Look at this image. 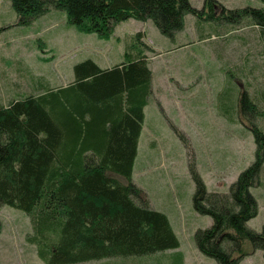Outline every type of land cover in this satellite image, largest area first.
<instances>
[{"label": "trees", "instance_id": "16d2710c", "mask_svg": "<svg viewBox=\"0 0 264 264\" xmlns=\"http://www.w3.org/2000/svg\"><path fill=\"white\" fill-rule=\"evenodd\" d=\"M10 1L17 25L62 9L88 33L109 36L117 24L135 19L152 21L173 38L185 28L187 15L201 23L207 14L206 21L212 23L254 25L264 43V6L223 7L215 16L216 0H205L201 10L190 0ZM148 48L138 32L126 44L125 59L116 65L102 68L87 59L74 66L67 84L51 87L43 82L36 91L19 94L7 105L0 103V205L29 215L32 233L27 239L45 264L141 257L180 247L168 216L153 209L147 194L133 182L145 108L152 95ZM261 95L264 101V92ZM259 103L243 90L240 122L245 125V115L259 116ZM249 129L257 146L255 160L229 192L209 191L194 162L190 164L197 184L194 207L213 221L196 232V246L217 264H240L256 251L264 252V228L248 226L259 211L251 188L260 182L264 131L256 124Z\"/></svg>", "mask_w": 264, "mask_h": 264}, {"label": "rangeland", "instance_id": "374dc122", "mask_svg": "<svg viewBox=\"0 0 264 264\" xmlns=\"http://www.w3.org/2000/svg\"><path fill=\"white\" fill-rule=\"evenodd\" d=\"M190 1L199 10L204 7L205 0ZM216 1L215 16L223 7L264 6L262 0ZM206 18L203 15L199 23L187 15L185 28L173 38L163 35L152 21L135 19L117 24L109 36H100L80 30L62 9L17 25L12 2L0 0V103L4 105L19 94L36 91L43 82L51 87L67 84L74 77V66L84 60L102 68L116 65L125 59L126 44L138 32L149 47L152 95L145 108L133 182L147 194L153 209L168 216L180 247L84 264H217L196 246V232L213 221L194 207L197 184L190 164L194 162L209 191L227 193L254 162L257 146L249 126L256 124L264 131V43L260 30L250 23H212ZM243 90L260 102L259 116L245 115L249 119H244L245 125L238 113ZM251 192L259 211L248 226L261 231L264 164L260 182ZM0 225V264H45L27 239L32 224L26 212L0 205ZM240 264H264V252L258 250Z\"/></svg>", "mask_w": 264, "mask_h": 264}, {"label": "flooded vegetation", "instance_id": "af4514ba", "mask_svg": "<svg viewBox=\"0 0 264 264\" xmlns=\"http://www.w3.org/2000/svg\"><path fill=\"white\" fill-rule=\"evenodd\" d=\"M214 10H217V7H216V5H215V7H214ZM221 11H222V8H221Z\"/></svg>", "mask_w": 264, "mask_h": 264}, {"label": "crops", "instance_id": "0c3cea01", "mask_svg": "<svg viewBox=\"0 0 264 264\" xmlns=\"http://www.w3.org/2000/svg\"><path fill=\"white\" fill-rule=\"evenodd\" d=\"M143 130V129H142Z\"/></svg>", "mask_w": 264, "mask_h": 264}]
</instances>
